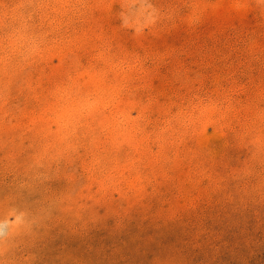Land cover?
I'll use <instances>...</instances> for the list:
<instances>
[{
    "label": "rangeland",
    "instance_id": "1",
    "mask_svg": "<svg viewBox=\"0 0 264 264\" xmlns=\"http://www.w3.org/2000/svg\"><path fill=\"white\" fill-rule=\"evenodd\" d=\"M0 264H264V0H0Z\"/></svg>",
    "mask_w": 264,
    "mask_h": 264
}]
</instances>
